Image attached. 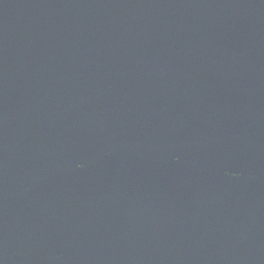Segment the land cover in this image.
<instances>
[{"label": "water", "instance_id": "obj_1", "mask_svg": "<svg viewBox=\"0 0 264 264\" xmlns=\"http://www.w3.org/2000/svg\"><path fill=\"white\" fill-rule=\"evenodd\" d=\"M0 264H264V0H0Z\"/></svg>", "mask_w": 264, "mask_h": 264}]
</instances>
